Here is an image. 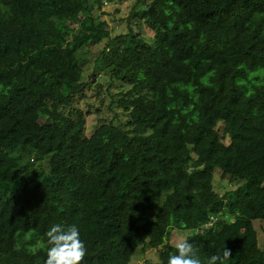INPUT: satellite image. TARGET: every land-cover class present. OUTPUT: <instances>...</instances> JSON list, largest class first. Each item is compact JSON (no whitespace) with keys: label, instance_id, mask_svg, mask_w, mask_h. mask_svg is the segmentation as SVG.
<instances>
[{"label":"trees","instance_id":"16d2710c","mask_svg":"<svg viewBox=\"0 0 264 264\" xmlns=\"http://www.w3.org/2000/svg\"><path fill=\"white\" fill-rule=\"evenodd\" d=\"M103 7L0 0V264H44L55 223L78 224L83 264H131L147 249L167 264L172 234L190 230L202 264L225 246L226 264H264L253 224L264 220V0H135L114 38ZM143 22L153 44L135 31ZM98 48L94 81L129 86L110 104L127 123L88 138L77 103ZM8 147L48 171L16 169ZM216 169L242 184L220 196Z\"/></svg>","mask_w":264,"mask_h":264},{"label":"rangeland","instance_id":"374dc122","mask_svg":"<svg viewBox=\"0 0 264 264\" xmlns=\"http://www.w3.org/2000/svg\"><path fill=\"white\" fill-rule=\"evenodd\" d=\"M104 3L103 10L100 12L99 17L106 20L111 31V37H116L121 34L128 33L127 18L130 16L132 6L135 0H102ZM137 34L142 35L149 43L154 42V31L147 25L146 22L141 24V27H135ZM106 42L103 44L102 47ZM102 48L91 51L85 56V79L88 81V87L84 97H82L77 106L81 108L86 116V129L85 133L90 138L95 130L107 122L115 121L126 125V116L122 110L115 107V110L110 108L111 96L118 95L122 90H127V84L118 82L112 88L110 77L107 73H99L94 81V64L96 56L100 53ZM119 115V117H117ZM6 157L18 169L25 171V166L29 165L32 170L33 178H40L48 171L47 158H40L35 154H30L25 150L15 147H8L6 149ZM33 165V166H31ZM242 182H233L231 177L223 176L219 169L215 170L214 189L220 195L224 196L226 192L236 190ZM254 228L258 232L259 246L264 251V220H255L253 222ZM194 232L178 231L172 234L170 245H174L178 236L183 235L189 237ZM160 259V254L155 249H147L145 252L138 250L132 259L131 264H154Z\"/></svg>","mask_w":264,"mask_h":264},{"label":"clouds","instance_id":"9594fccd","mask_svg":"<svg viewBox=\"0 0 264 264\" xmlns=\"http://www.w3.org/2000/svg\"><path fill=\"white\" fill-rule=\"evenodd\" d=\"M44 235L48 245L44 264H83L88 250L78 224L55 223ZM173 246L175 252L169 255L167 264H202L197 249L187 237L178 236ZM230 256L225 246L222 252L208 257L207 264H226Z\"/></svg>","mask_w":264,"mask_h":264}]
</instances>
